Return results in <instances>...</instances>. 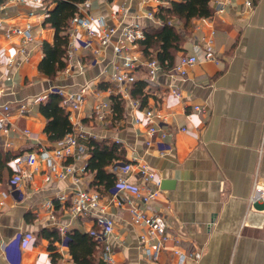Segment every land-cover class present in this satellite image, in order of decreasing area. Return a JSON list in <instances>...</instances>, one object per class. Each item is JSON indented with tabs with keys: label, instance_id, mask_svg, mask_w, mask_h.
I'll return each instance as SVG.
<instances>
[{
	"label": "crops",
	"instance_id": "crops-1",
	"mask_svg": "<svg viewBox=\"0 0 264 264\" xmlns=\"http://www.w3.org/2000/svg\"><path fill=\"white\" fill-rule=\"evenodd\" d=\"M253 1L249 10L243 0H210L212 16L191 20L186 29L172 20L182 37L176 61L182 54L197 61L184 77L158 71L155 86L145 89L150 95L147 106L140 108L129 96L130 86L121 88L112 80L122 62L112 45H101L97 36L89 39L71 22L69 40L74 38L75 47L66 68L53 80L42 75L41 45L52 44L55 37L54 29L42 24L53 5L44 0H0V106L9 105L8 131L0 133V264H54L48 240L38 237L43 228L88 233L95 226L94 217L75 216L69 209L80 189L98 191L105 212L114 220L106 240L113 248L114 264H178L174 248L200 253L198 260L187 258L185 264H264V201L248 207L254 182L264 186V0ZM166 5L160 0H92L82 16L114 29L111 40L116 43L130 25L160 26L148 13ZM28 24L30 42L5 36ZM126 46L122 58L147 62L137 44ZM21 48L24 53H19ZM207 51L213 60L205 59ZM145 69L136 67L134 78L145 80ZM82 87L86 97L79 109L62 103L73 131L76 125L87 137L111 139L124 149L128 162L146 163L153 171L148 185L158 189L159 196L146 213L157 217L170 236L156 261L144 256L139 236L147 228L132 222L128 206H117L108 193L89 186L93 179L85 171L89 154L69 163L75 171L61 179L47 166L46 159L53 158L59 142H50L44 133L46 119L36 99L58 88L67 97ZM174 89L181 95L176 96ZM115 97L124 100L119 121L113 119ZM100 103L107 104L103 118L93 119ZM150 109L165 118L154 120L157 132L152 137L147 136L144 115ZM164 131L167 136L160 139ZM84 140H78L83 149ZM31 152L37 156L36 169L14 163ZM130 181L144 187L136 177ZM123 196L133 199L129 192ZM24 236L25 243L20 240ZM55 246L56 264H74L66 241Z\"/></svg>",
	"mask_w": 264,
	"mask_h": 264
},
{
	"label": "built area",
	"instance_id": "built-area-1",
	"mask_svg": "<svg viewBox=\"0 0 264 264\" xmlns=\"http://www.w3.org/2000/svg\"><path fill=\"white\" fill-rule=\"evenodd\" d=\"M49 2L50 0H44ZM92 0H85L83 3L78 5L77 14L71 20V26L81 27L86 31L87 37L89 39L98 37L101 45H112L114 54L122 59L121 65L117 66V72L112 77L113 82L121 88H127L134 82V70L138 66H144L148 72L147 81L149 86H155V79L157 77V72L160 71V67L155 59L150 62H140L136 58L125 57L122 58V51L127 47L126 45L134 46L138 41L144 39L143 29L135 24L130 25L122 31L120 34V39L115 43L112 42L111 38L114 35V29L103 27L102 20L96 19L90 16H82V13L90 8V3ZM225 3H229L231 0H222ZM244 5L247 9L251 10L254 7L253 0H243ZM148 17L153 19V13L150 11ZM94 27V28H93ZM96 27V28H95ZM21 36L23 38V43L26 44L32 40V33L30 25H26L24 28H16L11 31L5 32V36L10 38L12 36ZM75 47L74 38L69 40V48L67 58L70 59L72 51ZM19 53H24V49L21 48ZM96 53V52H94ZM206 60H213L214 57L210 51L205 54ZM197 59L194 56H187L185 54L180 55L178 64L170 70L172 73L179 74L184 77L186 74V69L196 63ZM11 63V61H10ZM52 92L58 93L63 97V105L71 108L72 110L79 109L80 105L84 103L86 97V88L82 87L77 93H70L67 97L61 89H53ZM173 93L176 96H180V91L174 89ZM124 95H127L125 92ZM123 95V96H124ZM45 99L44 96L38 97L36 102H42ZM107 106L106 103L97 104L94 108V115L99 119L103 117V107ZM199 110L198 107L194 108ZM9 112V105L0 106V133H6L8 131L7 125V113ZM145 118L149 125L147 129V136L152 137L156 132V128L153 126L154 120L165 119L160 116L154 109L145 111ZM74 131L66 135L62 141L58 143L56 149L53 150V158L48 157L46 159L47 166L50 170L58 177L63 178L68 174H72L75 170L72 164H65L67 158H72L74 161L79 159L84 154V149L78 144V140L88 138L86 132L81 127H74ZM26 135H29L27 130L24 131ZM167 133L160 132L159 138L165 139ZM149 144V141L147 142ZM16 165L25 163L26 166L36 169L37 167V156L35 153H28L25 157H18L14 160ZM60 168V169H59ZM112 170L117 173V184L115 187L110 189L108 195L110 201L117 206L127 205L128 212L132 217V222L138 226H145L147 228V233L139 236V243L142 252L145 257L156 261L158 255L162 249V244L170 240V236L164 233V227L158 222V218L154 215H147L146 209H148V204L159 196V190L150 187L148 184L153 180V171L146 163H138L137 161H132L129 164L116 163L113 165ZM23 177H27L22 173ZM131 177H136L137 181H141L144 187H139L136 182L130 181ZM47 181L49 177L46 178ZM129 192L133 195L132 200H127L123 194ZM59 200H64L63 197ZM264 201V186L261 185L257 180L254 182L251 193L248 197V207L254 208L256 205L263 203ZM72 213L75 216H85L91 215L97 221L100 226V231L97 234L96 239L102 243V248L99 249V257L103 264H114L113 260V248L106 243L107 238L111 233L114 225V220L112 216L105 212L102 206V196L98 191L95 190H78L72 201ZM62 235H65L64 228L59 227ZM28 237L24 236L20 240L25 243ZM63 241H66L64 236ZM155 247L151 249L152 244ZM173 255L177 257L178 264H185L187 258H193L198 260L200 258L199 252L188 251L186 253L181 252L178 248L173 249Z\"/></svg>",
	"mask_w": 264,
	"mask_h": 264
},
{
	"label": "trees",
	"instance_id": "trees-1",
	"mask_svg": "<svg viewBox=\"0 0 264 264\" xmlns=\"http://www.w3.org/2000/svg\"><path fill=\"white\" fill-rule=\"evenodd\" d=\"M84 1L50 0L53 7L47 12L42 27L54 29L55 37L52 44L42 43L43 56L38 65V71L48 79H55L57 74L67 66L70 22L77 14L78 5ZM160 1H166L167 5L160 6L155 12H152L154 20L160 22V26L144 27V39L138 41L137 45L147 62L155 59L160 71L167 73L174 68L176 54L181 49L182 43L180 32L175 29L171 21L177 19L184 24L183 28L186 29L191 20L212 16L213 9L209 5L210 0ZM145 71L147 77L148 72L146 69ZM102 87L103 85H100V88ZM148 87L147 78L141 80L136 77L129 87L130 98L137 100L140 108L147 106L150 95L145 89ZM112 100L113 119L119 121L124 111V100L120 97H115ZM62 103L63 97L52 92L39 105V111L46 119L44 133L50 142H60L73 131L68 112ZM93 119H95V115ZM83 143L84 153L89 154L85 171L93 176L89 186L102 193H108L117 184V173L108 168L116 163L129 164L130 162L125 159V151L119 143L111 139L99 140L88 137ZM69 163H74V160L67 158L65 164ZM69 209H72V205ZM96 223L95 220V226L88 233H81L76 229L65 233L66 246L74 264H103L98 258V251L102 248V243L96 239L100 231ZM64 236L56 227L43 228L38 233V237L48 240V248L54 264L58 262L59 258L55 243H61Z\"/></svg>",
	"mask_w": 264,
	"mask_h": 264
},
{
	"label": "water",
	"instance_id": "water-1",
	"mask_svg": "<svg viewBox=\"0 0 264 264\" xmlns=\"http://www.w3.org/2000/svg\"><path fill=\"white\" fill-rule=\"evenodd\" d=\"M178 62H179V58L177 59V61H176V65L178 64ZM165 183L167 184V185H170V184H172L171 182H169V181H165Z\"/></svg>",
	"mask_w": 264,
	"mask_h": 264
}]
</instances>
